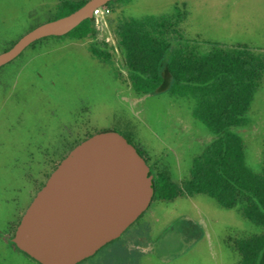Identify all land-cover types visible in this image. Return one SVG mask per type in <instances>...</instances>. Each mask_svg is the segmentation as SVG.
Instances as JSON below:
<instances>
[{"label":"rangeland","instance_id":"obj_1","mask_svg":"<svg viewBox=\"0 0 264 264\" xmlns=\"http://www.w3.org/2000/svg\"><path fill=\"white\" fill-rule=\"evenodd\" d=\"M55 4L56 0H0V39L18 37L26 22L45 21L49 16L47 10ZM183 4L187 12L181 24L185 38L247 45L264 54V0H133L117 12L119 15L123 11L134 18L160 16L172 14ZM115 15L108 13L98 17L96 26L100 41L115 43L106 21ZM89 43L87 40L66 41L37 50L59 51V56L41 57L33 67L39 69L45 63L55 72L70 73L62 74L59 80V90L63 92L60 94L66 101L54 102L52 107L40 104L41 101L35 104L49 110L41 115L44 132L39 141L43 145L50 144L57 130L56 117L66 122L72 118V112L69 116L71 109H81L82 119L90 123L89 130L116 129L133 139L152 160L163 159L175 180L186 178L193 157L213 139L193 119V101L175 100L168 95L135 94L121 67L120 56H116L113 64H99L88 55ZM66 56L69 58H63ZM70 89L74 92L72 96ZM81 95L86 100H82ZM32 110L26 111L24 117L31 119ZM40 114L39 109L37 115ZM0 116V188L5 197L17 196L26 206L31 188L28 185L27 190L21 179L20 163L25 159L24 146L34 148L38 138L33 137L34 132L21 137L16 136L17 133H5L1 125L5 117ZM249 118L250 124L241 134L247 144L248 163L260 170L264 167V81L252 103ZM147 231L150 233L145 238L143 235ZM257 232L259 228L238 209H226L207 195L179 197L171 202L152 203L144 217L128 228L118 241L84 264H115V254L130 253L124 248V242L132 245L135 241H139L136 248L143 255L138 264H238L236 240ZM27 261V264H37L30 259Z\"/></svg>","mask_w":264,"mask_h":264},{"label":"trees","instance_id":"obj_2","mask_svg":"<svg viewBox=\"0 0 264 264\" xmlns=\"http://www.w3.org/2000/svg\"><path fill=\"white\" fill-rule=\"evenodd\" d=\"M88 1L56 0V4L47 10L49 16L45 21L26 22L24 31L18 37L1 38L0 53L9 50L21 36L37 26L67 16ZM132 2L133 0H111L102 7L109 14H116V17L106 20L114 37V44L99 40L95 17L85 19L64 36H51L34 42L17 59L1 67V84L10 81L11 75H6L7 70L17 65L26 52H36L50 44L54 47L66 41L87 40L90 41L88 51L92 57L104 64H113L116 56H120L121 67L124 68L126 79L135 94L155 97L168 95L175 100H192L193 119L213 139L193 157L186 178L175 180L171 168L162 162L163 159L152 160L133 139L124 135L144 157L153 175L155 196L152 203L207 195L226 209H238L259 228V232L236 240L235 248L240 256L238 264H264V167L257 170L248 163L247 144L241 134V130L250 124L249 112L263 85L264 54L247 45L185 38L181 29V24L187 18L185 4L183 7L177 6L172 14L167 15L134 18L125 15L123 11L118 15L117 11ZM116 73L121 76L117 71ZM106 130L119 132L116 129H104L91 131L83 137L76 136L71 140L66 153L57 156L58 160L52 169L44 172L45 178L79 143ZM21 214L22 212L16 218L0 217V244L7 242L30 260L41 264L17 248L12 241ZM149 231L143 235L145 238ZM118 240L119 238L103 248ZM124 243V248L130 253L124 256L115 254V264H138L143 257L136 248L139 241L132 245ZM103 248L79 264L87 263L102 252ZM3 254L0 247V264H5L6 256ZM7 258L11 259L10 256Z\"/></svg>","mask_w":264,"mask_h":264},{"label":"water","instance_id":"obj_3","mask_svg":"<svg viewBox=\"0 0 264 264\" xmlns=\"http://www.w3.org/2000/svg\"><path fill=\"white\" fill-rule=\"evenodd\" d=\"M111 0H89L73 13L45 22L0 53V68L31 44L64 36ZM153 175L138 149L115 130L74 147L25 211L14 242L41 264H77L120 238L151 206Z\"/></svg>","mask_w":264,"mask_h":264},{"label":"flooded vegetation","instance_id":"obj_4","mask_svg":"<svg viewBox=\"0 0 264 264\" xmlns=\"http://www.w3.org/2000/svg\"><path fill=\"white\" fill-rule=\"evenodd\" d=\"M56 55L59 56V51L26 52L25 55L18 60L17 65L7 70L8 73H6V75H11L10 77L8 76L10 78L9 82L1 84L0 75V115L5 117L1 122V125L4 126V131H6L5 133H17L16 136L21 137L24 133L29 135L34 132L33 137L38 138L34 148H28L29 146L27 144L26 146L28 147L24 146V149H26L24 153L25 159L22 164L20 163V170L22 173L21 179L24 181L23 183H25L26 189L28 188V185L29 188H31L28 193V205L23 206L21 204L22 201L19 200L17 196H13L12 198L5 197L3 189L0 188V217L4 219L16 218L20 215V212H22V219L30 203L51 175L50 174L47 178H45L44 172L52 169V166L58 160L57 156L61 153H66L69 145L71 144V140H74L76 136L83 137L87 133L95 131V129H88L90 123L88 124L87 120L82 119L81 115L84 113H82L81 109L78 111H76V109H71V111H69V116L72 112V118H69L66 122H63L59 119V117H56L54 124L57 130L52 142L48 145H43L42 142L39 141L40 136L43 135L44 132V127L42 128L40 121L41 115H44L45 112H48L49 110H46L42 105L41 109V107H38L35 104H38V102L41 101L40 104L46 103L50 104V107H52L54 102L58 103L59 101H66L60 94L63 92L62 90H59V80L62 74L70 75V73L66 71L55 72L54 68L52 70L51 67L45 66V63H43L44 66L39 67V69L33 67L32 64L36 63V60L41 57L52 58ZM88 55L91 60L99 64H103V62L93 58L89 51ZM63 58L69 57L66 56ZM30 64L32 66H30ZM48 70L53 72L49 73ZM73 93V89H70L69 95L72 96ZM81 99L86 100V97L81 95ZM68 100H70V98ZM28 107L30 109H28ZM31 109L34 110H32L34 112V116L31 117V119L24 117L26 115L25 112H29ZM39 109L41 110V114L38 116L37 114ZM0 118L2 117L0 116ZM19 130L21 131L19 132ZM1 132L2 131H0V133ZM27 201L25 202L27 203ZM15 233L12 237L13 242ZM0 247L4 252L3 255L6 256L7 259L4 261L5 264H24L27 259L29 260L27 256L16 250L15 247H11L7 242H2ZM16 247L19 248L17 245ZM8 256H10L11 259L7 258Z\"/></svg>","mask_w":264,"mask_h":264},{"label":"built area","instance_id":"obj_5","mask_svg":"<svg viewBox=\"0 0 264 264\" xmlns=\"http://www.w3.org/2000/svg\"><path fill=\"white\" fill-rule=\"evenodd\" d=\"M108 11L104 10L102 7L101 8H98L94 11V17L96 18V21L98 19L99 16L101 15H104V14H107Z\"/></svg>","mask_w":264,"mask_h":264}]
</instances>
